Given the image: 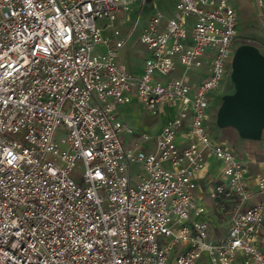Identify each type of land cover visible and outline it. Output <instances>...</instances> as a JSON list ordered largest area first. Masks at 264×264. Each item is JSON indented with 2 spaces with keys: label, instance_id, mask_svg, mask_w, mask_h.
Masks as SVG:
<instances>
[{
  "label": "built area",
  "instance_id": "obj_1",
  "mask_svg": "<svg viewBox=\"0 0 264 264\" xmlns=\"http://www.w3.org/2000/svg\"><path fill=\"white\" fill-rule=\"evenodd\" d=\"M146 1L0 0V264H264V150L252 176L206 125L239 45L233 0L153 15L136 74L116 23ZM133 102L165 119L139 133L153 148L122 138L138 134L118 116Z\"/></svg>",
  "mask_w": 264,
  "mask_h": 264
},
{
  "label": "rangeland",
  "instance_id": "obj_2",
  "mask_svg": "<svg viewBox=\"0 0 264 264\" xmlns=\"http://www.w3.org/2000/svg\"><path fill=\"white\" fill-rule=\"evenodd\" d=\"M154 2L156 7H153L150 1H146L142 5L141 3L137 4L132 10L123 12L116 23V27L121 31V38L126 41L125 47L121 50L124 55L120 61L128 65L129 69L136 74L141 73L144 59L148 56L145 46L141 43V37L150 18L157 13H161L166 18L172 17L177 4V0H154ZM233 4L239 16L237 25L238 47L241 44L254 45L264 54V7H257L250 0H233ZM182 71L183 69L180 68L178 73ZM199 71V68H191L192 73ZM234 92L235 85L231 80L230 69L221 83L220 89L213 94L209 120L206 125L214 139L228 143L240 156H245L247 152H255L260 155L261 146H264V133L261 141L248 140L242 138L236 129L232 127L221 128L217 123V114L223 103V97ZM118 116L138 133L132 137L124 132L122 138L126 145H131L132 140L142 143V138L139 136L141 132H147L152 137H156L164 128V118L161 119L159 116L152 115L137 102L119 106ZM65 135L66 129L62 127L56 132L55 140L60 142ZM141 146L149 149L153 148V143L147 141L143 142ZM82 169V167L79 168L80 171ZM79 182L83 185L81 179ZM219 223L227 225L228 220L221 219Z\"/></svg>",
  "mask_w": 264,
  "mask_h": 264
},
{
  "label": "water",
  "instance_id": "obj_3",
  "mask_svg": "<svg viewBox=\"0 0 264 264\" xmlns=\"http://www.w3.org/2000/svg\"><path fill=\"white\" fill-rule=\"evenodd\" d=\"M235 92L223 97L217 114L221 128L232 127L248 140L261 141L264 133V54L254 45L242 44L232 60Z\"/></svg>",
  "mask_w": 264,
  "mask_h": 264
},
{
  "label": "crops",
  "instance_id": "obj_4",
  "mask_svg": "<svg viewBox=\"0 0 264 264\" xmlns=\"http://www.w3.org/2000/svg\"><path fill=\"white\" fill-rule=\"evenodd\" d=\"M163 119V118H161ZM258 145L260 146L259 142H257ZM261 153L258 155L255 152H247L245 156H240L243 160L250 162V169H251V175L254 176L257 172L261 170V160H262V153L264 150V146H261ZM220 166V163L217 162L216 160H211V167L210 171L211 172H217L218 168ZM264 196H261L258 198V200H263ZM197 201L198 202H204L208 205L210 216H211V221H212V226H213V231H215L217 234L222 235L226 234L228 231L229 223H230V215L229 214H222L218 211L216 204L208 197V192L207 188L203 186V188L199 189L197 191ZM221 219H226L228 220V224H221L219 223ZM260 248L264 252V231L260 237L259 240Z\"/></svg>",
  "mask_w": 264,
  "mask_h": 264
}]
</instances>
